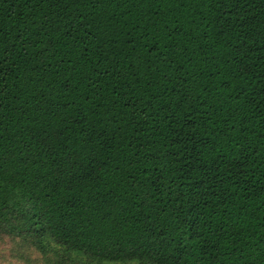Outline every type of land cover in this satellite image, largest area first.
Wrapping results in <instances>:
<instances>
[{
  "label": "trees",
  "instance_id": "16d2710c",
  "mask_svg": "<svg viewBox=\"0 0 264 264\" xmlns=\"http://www.w3.org/2000/svg\"><path fill=\"white\" fill-rule=\"evenodd\" d=\"M2 245L264 264V0H0Z\"/></svg>",
  "mask_w": 264,
  "mask_h": 264
},
{
  "label": "rangeland",
  "instance_id": "374dc122",
  "mask_svg": "<svg viewBox=\"0 0 264 264\" xmlns=\"http://www.w3.org/2000/svg\"><path fill=\"white\" fill-rule=\"evenodd\" d=\"M0 264H13L12 258L9 257V252L5 246H0ZM41 264H43L41 262Z\"/></svg>",
  "mask_w": 264,
  "mask_h": 264
}]
</instances>
